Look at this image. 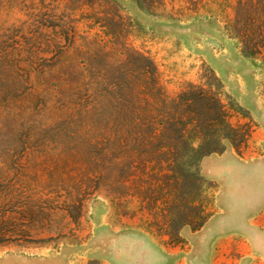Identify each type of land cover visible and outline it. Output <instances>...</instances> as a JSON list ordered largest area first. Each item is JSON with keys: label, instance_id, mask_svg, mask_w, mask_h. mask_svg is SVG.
Masks as SVG:
<instances>
[{"label": "rangeland", "instance_id": "1", "mask_svg": "<svg viewBox=\"0 0 264 264\" xmlns=\"http://www.w3.org/2000/svg\"><path fill=\"white\" fill-rule=\"evenodd\" d=\"M236 2L0 0V206L6 216L21 210L25 231L32 198L74 203L73 220L54 216L62 236L0 243V264H151L154 247L183 245L180 229L215 207L202 157L256 151L248 143L252 114L264 111V57L244 56L227 32ZM117 12L126 43L154 62L162 110L176 120L131 129L121 146L93 145L65 129L56 91L64 69L80 66L85 40L111 50L100 24ZM39 220L37 236L54 234Z\"/></svg>", "mask_w": 264, "mask_h": 264}, {"label": "trees", "instance_id": "2", "mask_svg": "<svg viewBox=\"0 0 264 264\" xmlns=\"http://www.w3.org/2000/svg\"><path fill=\"white\" fill-rule=\"evenodd\" d=\"M33 22L43 25L37 19ZM63 24L69 25L68 22ZM111 25L116 30L109 31L107 28ZM100 26L106 29L112 43L110 51L114 53L100 48L97 40H85L78 48L82 55L79 59L80 66L64 69L62 87L56 91V102L65 129L75 133L82 130L83 134H87L88 144L111 142L121 146L127 142L125 134L131 129L136 135L143 124L154 125L155 120L157 123L170 124L176 119L162 110L166 97L159 89L154 62L149 56L127 44L122 37V14L114 13L112 17L105 18ZM226 30L232 38L239 41L244 56L264 57V0H237L234 17ZM48 41L56 40L51 38ZM70 44L71 40H68L62 50H68ZM186 98L185 92L178 96L179 101ZM57 200L47 197L42 200V204H38L32 198L28 208L30 227L25 231L20 228L19 222L22 211L10 209L6 216L8 209L0 206V243L48 241L62 236L60 228L52 226L54 216L58 211H65L62 218L69 216L73 220L71 211L74 203L58 205ZM24 213L27 215V212ZM38 219L40 225L44 221L46 231L54 234L37 236L40 233L35 228L38 227L35 224Z\"/></svg>", "mask_w": 264, "mask_h": 264}, {"label": "crops", "instance_id": "3", "mask_svg": "<svg viewBox=\"0 0 264 264\" xmlns=\"http://www.w3.org/2000/svg\"><path fill=\"white\" fill-rule=\"evenodd\" d=\"M248 155L234 147L201 159L202 174L216 183L214 210L197 228L180 229L182 246L154 247L151 264H264V111Z\"/></svg>", "mask_w": 264, "mask_h": 264}]
</instances>
